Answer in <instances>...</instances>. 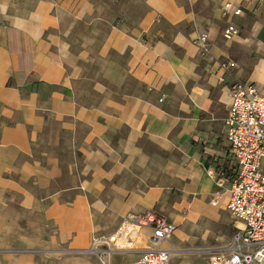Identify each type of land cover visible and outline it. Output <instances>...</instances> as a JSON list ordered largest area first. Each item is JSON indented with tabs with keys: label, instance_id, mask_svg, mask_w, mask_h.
<instances>
[{
	"label": "crops",
	"instance_id": "obj_1",
	"mask_svg": "<svg viewBox=\"0 0 264 264\" xmlns=\"http://www.w3.org/2000/svg\"><path fill=\"white\" fill-rule=\"evenodd\" d=\"M238 83L264 96V0H0V264H135L150 229L98 241L147 212L209 264L243 227L209 175Z\"/></svg>",
	"mask_w": 264,
	"mask_h": 264
},
{
	"label": "built area",
	"instance_id": "obj_2",
	"mask_svg": "<svg viewBox=\"0 0 264 264\" xmlns=\"http://www.w3.org/2000/svg\"><path fill=\"white\" fill-rule=\"evenodd\" d=\"M251 0H243L249 3ZM232 13L243 16L240 7L230 2L222 6V16ZM239 30L233 24L223 29V38L231 39ZM202 57L209 54L208 35L202 33L195 41ZM222 81V80H220ZM228 143L227 165H215L209 171L214 180L216 195L225 190L228 195L226 211L242 224L229 247L211 254L209 264H264V96L251 83L231 87L230 106L223 121ZM216 201H213L214 205ZM143 228L150 229L147 247L135 264H169V253L157 248L171 238L176 226L156 220L150 212L128 214L107 241L100 245L130 248Z\"/></svg>",
	"mask_w": 264,
	"mask_h": 264
}]
</instances>
